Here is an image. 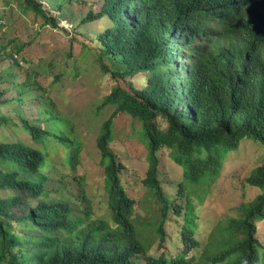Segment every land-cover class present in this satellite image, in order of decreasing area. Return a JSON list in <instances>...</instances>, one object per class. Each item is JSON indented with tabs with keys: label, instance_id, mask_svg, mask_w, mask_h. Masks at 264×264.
I'll list each match as a JSON object with an SVG mask.
<instances>
[{
	"label": "trees",
	"instance_id": "trees-1",
	"mask_svg": "<svg viewBox=\"0 0 264 264\" xmlns=\"http://www.w3.org/2000/svg\"><path fill=\"white\" fill-rule=\"evenodd\" d=\"M20 1L44 25L59 28L57 18L38 0ZM102 19L110 23L98 36L99 57L107 63L103 71L129 78L134 86L137 78L141 82L138 89L114 87L103 102L115 106L96 138L108 213L94 215L82 189L84 178L69 183L63 171L57 175L61 166L74 171L81 162L82 141L69 121L44 98L38 100L37 117L24 119L18 107L35 101L36 83L31 76L22 83L13 76L0 104L19 116L40 146L0 142V192L6 191L5 197L0 195V264H259L264 162L247 178L262 193L250 207L240 205L239 217L214 227L198 263L188 257L199 241L183 224L188 205L183 209L179 200L186 199V182L199 183L208 175L216 180L226 156L244 139L264 148V0H103L101 10L83 22ZM177 49L189 59L182 68L175 63ZM17 65L15 58L0 79ZM119 114L138 119L147 137L143 184L160 204V245L168 222L180 226L184 249L175 258L149 251V243L139 238L136 202L123 186L124 166L110 146ZM1 122L8 123L6 118ZM161 149L184 168L176 199L163 189Z\"/></svg>",
	"mask_w": 264,
	"mask_h": 264
},
{
	"label": "rangeland",
	"instance_id": "rangeland-1",
	"mask_svg": "<svg viewBox=\"0 0 264 264\" xmlns=\"http://www.w3.org/2000/svg\"><path fill=\"white\" fill-rule=\"evenodd\" d=\"M45 9L58 20L59 28L46 26L43 20L24 8L20 0H0V74L13 65L15 58L18 65L0 79V101L7 98V91L13 76H19L22 83L31 76L36 83L34 99L22 104L23 118L33 120L37 117L38 100L51 99L62 117L69 121L72 130L82 141L80 164L74 171L68 167L59 168L68 175L69 183L84 178L86 196L94 215L105 216L108 213L107 194L103 168L100 166V153L96 138L102 123L107 120L115 106L103 105V102L116 86L129 89L131 79H116L111 73H105L100 60L102 50L99 46L101 35L110 23L106 19L84 23L90 13L101 10L103 0H38ZM61 4V8L59 5ZM176 66L187 65L180 50H176ZM14 59H13V57ZM110 62V61H109ZM184 81V78L181 77ZM135 87H141L137 78ZM10 91V90H8ZM9 107L0 104V118L8 123H0V142H22L25 145L39 148L31 135L24 129L19 116L9 112ZM40 124L45 126V122ZM113 136L110 142L112 151L123 164L121 174L123 186L136 202L134 219L137 223L139 238L149 243L151 252L177 257L184 249L180 238V226L172 220L165 226L166 240L160 245L156 228L159 222L160 204L143 184L148 169L149 153L147 137L138 119L127 114H119L114 119ZM161 123V128H165ZM160 179L166 195L171 199L178 197V183L184 182V168L179 167L172 159L169 150L161 149ZM57 163L59 159L53 158ZM264 162V148L253 140L244 139L239 148L228 154L223 162L219 177L209 180V175L199 183H185L186 199L180 201L182 208L188 205L187 215L182 218L183 224L191 227L199 246L190 252L195 263L206 252L210 233L214 227L231 217H239V207L245 204L250 207L262 190L251 186L247 178L251 172ZM209 180V181H208ZM76 190H80L77 182ZM1 197L6 191L0 192ZM187 199L189 203H187ZM87 202V201H86ZM259 264H264V218L257 222ZM199 259V260H198ZM198 260V261H197Z\"/></svg>",
	"mask_w": 264,
	"mask_h": 264
}]
</instances>
